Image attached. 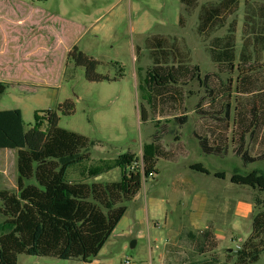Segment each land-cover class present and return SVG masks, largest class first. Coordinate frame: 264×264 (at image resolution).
<instances>
[{"label": "rangeland", "instance_id": "374dc122", "mask_svg": "<svg viewBox=\"0 0 264 264\" xmlns=\"http://www.w3.org/2000/svg\"><path fill=\"white\" fill-rule=\"evenodd\" d=\"M213 1L198 0V7L188 13L181 0H0V46L5 48L0 57V82L6 85L0 111L21 110L24 129L29 131L35 127L36 113L44 115L68 100L74 103L72 114L59 113L58 127L89 138L90 158L70 167L66 180L102 185L119 182L120 158L128 154L136 160L131 167L148 170L151 162L145 154L154 153L153 135L164 126L159 139L162 154H152V175L144 178L142 189L127 204L125 218L94 264H183L195 251L199 233L206 229L214 235L207 255L219 264H232L252 234L257 212L254 198L264 199V193L235 185L231 178L235 173L264 172V162L243 167L231 142L233 126L227 133L230 152L225 159L202 153L195 133L210 135L215 120L201 111L211 114L219 109L210 98L205 99V75L213 74L208 84L220 91L218 101L222 83L228 84L229 79L232 99L237 95L238 73L218 69L210 57L212 40L223 37L236 22L238 60L245 31L251 34V23L261 19L258 8L262 3L240 0L238 11L224 28L200 35V8ZM154 37L176 45L173 62L180 57L187 65L199 67L200 73L183 79L177 92L171 91L176 102L168 99L152 110L149 43L157 40ZM74 47L96 60V72L110 80H87L85 68L69 58ZM256 59V76L264 85V51ZM248 102L243 103L246 109H255L256 114L261 110V100ZM183 114L188 115V122L179 125L175 118ZM247 147L251 155L260 154L264 139L254 145L248 137ZM11 152L0 150V187L16 192L17 155ZM195 164L211 174L192 170ZM128 220L133 221L129 232L123 229ZM4 222L0 215V234L6 231ZM18 264L83 263L19 255Z\"/></svg>", "mask_w": 264, "mask_h": 264}, {"label": "trees", "instance_id": "16d2710c", "mask_svg": "<svg viewBox=\"0 0 264 264\" xmlns=\"http://www.w3.org/2000/svg\"><path fill=\"white\" fill-rule=\"evenodd\" d=\"M247 1L262 3L258 8L261 19L257 23H251V34L245 31L239 62L236 22L230 25L223 37H215L209 49L211 59L221 72L237 71L234 90L237 95L232 99V79H229L228 84L222 83L223 92L218 101L217 92L220 91L208 84L213 74L205 75L202 81L207 90L205 99L210 98L212 105L219 109L211 114L201 111L215 120L216 124L209 129L210 135L195 133L202 153L225 159L230 152L227 133L233 126L231 142L244 168L264 162V149L253 156L247 147L248 137L254 145L260 138L264 139V85H260L255 68L258 63L256 54L264 51V0ZM239 2L240 0H215L203 5L198 14V34L209 36L224 28L228 18L238 11ZM181 3L188 13L198 7V0H181ZM149 45L153 63L149 77L152 79L153 75L154 82L148 85L152 88L153 110L168 99L176 102L171 91L177 92L176 87L183 79L194 74L199 76L200 72L199 67L187 65L180 57L173 62L178 50L175 44L167 43L164 38L152 40ZM69 58L85 68L87 80H110L107 76L98 74V62L77 47L69 53ZM5 91L6 85L0 82V99ZM253 100H261L262 103L257 114L255 109H246L247 104L243 105ZM202 102H199L198 107L202 106ZM74 108V103L68 100L44 115L36 113L35 127L29 131L24 129L21 110L0 111V150L16 151L18 170L16 192L0 190V215L5 217L3 228L6 230L0 234V264H18L19 255L91 263L98 257L124 217L127 204L142 189L144 178L152 175V154H162L159 139L164 132V126L159 128L162 132L156 129L153 135L151 148L154 153L145 154V158L149 157L147 159L151 162L148 170L141 171L131 167L136 160L128 154L120 158L122 175L119 182L102 185L66 180L70 167L90 158L89 138L58 127L59 113L69 115L74 112ZM249 115H252V120ZM141 116L143 120L146 119L143 108ZM188 119V115L183 114L175 118V121L184 125ZM191 169L202 174H211L201 164H195ZM215 175L224 177L223 174ZM231 181L235 185L264 193V172L259 170L243 175L235 173ZM254 205L257 212L253 218L252 234L237 251L232 264H260L264 253V199L256 196ZM199 236L196 238L192 235L197 240L196 249L190 259L183 260V264H219L217 258L207 255L206 247L209 246V240L214 238L211 230L201 231Z\"/></svg>", "mask_w": 264, "mask_h": 264}, {"label": "crops", "instance_id": "0c3cea01", "mask_svg": "<svg viewBox=\"0 0 264 264\" xmlns=\"http://www.w3.org/2000/svg\"><path fill=\"white\" fill-rule=\"evenodd\" d=\"M3 52H5V48L4 47H2V46H0V57H2V56H4L5 55V53H3ZM0 66H1V64H0ZM1 68V67H0ZM11 151H13V150H4V153L5 154H7V153H13V152H11ZM14 154H16L17 155V153L15 152ZM0 158H1V156H0ZM2 160V159H1ZM4 173H5V171H4ZM17 179H18V176L16 177V181H17ZM0 190H1V187H0ZM127 212V211H126ZM125 215H126V213H125ZM125 215H124V217L122 218V221H123V219L125 218ZM132 225H133V221H131V220H128L126 223H124L123 224V229L124 230H127L128 232H129V229L132 227ZM114 232H115V230H114ZM83 263V262H82ZM95 262H91V263H83V264H94Z\"/></svg>", "mask_w": 264, "mask_h": 264}, {"label": "water", "instance_id": "95a60500", "mask_svg": "<svg viewBox=\"0 0 264 264\" xmlns=\"http://www.w3.org/2000/svg\"><path fill=\"white\" fill-rule=\"evenodd\" d=\"M134 246H135V244H134V242H132L131 247H134Z\"/></svg>", "mask_w": 264, "mask_h": 264}, {"label": "built area", "instance_id": "2783aa9c", "mask_svg": "<svg viewBox=\"0 0 264 264\" xmlns=\"http://www.w3.org/2000/svg\"><path fill=\"white\" fill-rule=\"evenodd\" d=\"M126 264H131L129 261H126Z\"/></svg>", "mask_w": 264, "mask_h": 264}]
</instances>
